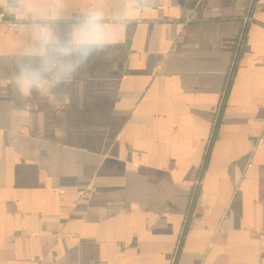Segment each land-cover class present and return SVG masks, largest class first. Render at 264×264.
<instances>
[{
  "label": "crops",
  "instance_id": "crops-1",
  "mask_svg": "<svg viewBox=\"0 0 264 264\" xmlns=\"http://www.w3.org/2000/svg\"><path fill=\"white\" fill-rule=\"evenodd\" d=\"M81 79L0 65V264H264V0H156Z\"/></svg>",
  "mask_w": 264,
  "mask_h": 264
},
{
  "label": "clouds",
  "instance_id": "clouds-1",
  "mask_svg": "<svg viewBox=\"0 0 264 264\" xmlns=\"http://www.w3.org/2000/svg\"><path fill=\"white\" fill-rule=\"evenodd\" d=\"M156 0H0V21L19 40L0 56L15 97L23 102L82 86L92 64L112 61Z\"/></svg>",
  "mask_w": 264,
  "mask_h": 264
}]
</instances>
